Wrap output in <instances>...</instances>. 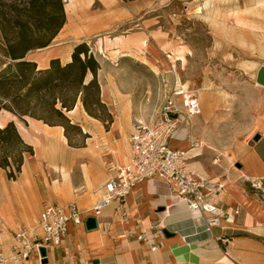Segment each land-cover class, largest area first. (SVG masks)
Segmentation results:
<instances>
[{
  "label": "crops",
  "instance_id": "0c3cea01",
  "mask_svg": "<svg viewBox=\"0 0 264 264\" xmlns=\"http://www.w3.org/2000/svg\"><path fill=\"white\" fill-rule=\"evenodd\" d=\"M105 1L112 7L107 15L110 22L115 16L126 14L119 0ZM250 2L238 14L248 19V24L240 28L232 22L224 28L227 35H232L233 43L234 35L241 29L245 43H251L252 49L257 50L254 57L243 60L242 69L249 73L257 88L264 90V0ZM67 9L70 14L66 13L65 24L51 41L62 37L75 41L65 61L70 59L73 46L95 35L104 22L103 16L91 15L87 5L77 0H69ZM210 26L217 45L223 40V26L215 17L211 18ZM50 44L36 53L29 52L27 57L39 68L48 66L51 58H60ZM3 66L2 63L0 69ZM101 96L105 104L113 107V121L105 128L101 121L84 112L96 123H89L87 129L79 124L89 137L77 151L67 144L63 127L33 118L25 117L23 121L6 110L0 111V126L12 120L22 139L33 147V155L24 157L15 180L0 173V220L5 225L15 226L19 218L21 222L32 221L44 202L63 206L75 202L88 215L100 200L99 185L106 177L105 164L109 161L123 164L128 160V139L134 124L127 107L115 105L112 86L104 90L101 84ZM77 108L78 104L74 110ZM260 121L263 125L258 129L262 137L257 142L245 143L232 165L207 169L200 161L190 162L197 174L224 184L222 190L208 199L219 208L218 224L209 225L204 216L192 214L185 201L173 196L162 180L152 177L137 183L123 202L112 200L98 216L96 229L88 231L84 224L76 226L70 222L60 244L49 250L46 263L34 253L25 260L17 257L12 250L14 236L0 233L2 264H264V112ZM184 130L182 124L177 135ZM97 141L99 144H93ZM235 163L241 167L235 168ZM253 181H258L260 187H253ZM160 207L163 210L158 211ZM122 211L127 217H123ZM35 226L26 228L31 231ZM141 230L148 232L157 246L154 250L137 238ZM93 259L98 262L93 263Z\"/></svg>",
  "mask_w": 264,
  "mask_h": 264
},
{
  "label": "rangeland",
  "instance_id": "374dc122",
  "mask_svg": "<svg viewBox=\"0 0 264 264\" xmlns=\"http://www.w3.org/2000/svg\"><path fill=\"white\" fill-rule=\"evenodd\" d=\"M12 1L0 0V9ZM62 1L65 15L69 16V0ZM77 2L87 5L91 15L103 16L102 28L83 41L100 63L97 72L100 86L104 90L112 86L115 105L126 106L133 122L155 116L163 89L160 74L164 73L171 83V65L180 81L196 93L201 113L183 121L185 130L175 136L178 140L170 141L173 148L186 150L192 156L189 162L200 161L207 169L232 165L242 146L252 141L255 133H261L258 127L263 125L260 119L264 112V90L257 88L249 73L242 69L243 60L254 57L257 50L252 49L251 43H245L241 29L234 35L233 43L232 35H227L224 28L232 22L240 28L248 24V19L238 14L242 6L251 5L250 0H119L126 14L115 16L111 22L107 15L112 7L107 1ZM213 17L223 26V40L217 45L210 26ZM74 42L70 37H62L49 47L65 62ZM7 60L0 53V65ZM106 107L113 115V107L107 104ZM84 112L78 103V108L67 115L87 129L89 123L96 121ZM69 135L75 145L72 151L86 145V139L76 130L69 129ZM0 173L4 172L0 169ZM36 219L37 216L21 222L19 218L15 226H7L0 220V233L14 236V230L35 226Z\"/></svg>",
  "mask_w": 264,
  "mask_h": 264
},
{
  "label": "trees",
  "instance_id": "16d2710c",
  "mask_svg": "<svg viewBox=\"0 0 264 264\" xmlns=\"http://www.w3.org/2000/svg\"><path fill=\"white\" fill-rule=\"evenodd\" d=\"M65 22L62 0H14L0 9V53L8 59L0 69V111L23 121L27 116L59 125L67 144L74 147L69 129L83 139L89 135L71 122L67 112L80 103L86 114L105 128L113 115L101 99L100 63L86 42L73 46L69 60L51 58L44 68L27 57L29 52L48 46ZM28 155H33V147L22 139L14 122L0 126V168L8 180L17 178Z\"/></svg>",
  "mask_w": 264,
  "mask_h": 264
},
{
  "label": "built area",
  "instance_id": "2783aa9c",
  "mask_svg": "<svg viewBox=\"0 0 264 264\" xmlns=\"http://www.w3.org/2000/svg\"><path fill=\"white\" fill-rule=\"evenodd\" d=\"M170 57V55L168 56ZM172 81L169 83L164 73L160 74L163 86L161 101L154 117L147 121L135 119L129 135L128 160L123 164L107 162L106 177L99 185L102 197L89 210L88 215L97 218L112 200H124L130 190L139 182L156 177L162 180L173 196L185 201L192 214L204 216L209 225L218 224L219 208L208 201L224 184L209 177H203L190 166L191 158L186 150L171 147L183 121L201 113V105L196 93L183 84L171 65L169 70ZM253 187H260L258 181L251 182ZM238 211L235 210V213ZM123 217H127L122 211ZM75 202L59 205L44 202L36 219V226L31 231L21 228L14 234L13 252L25 260L31 253L39 256V246H44L47 255L50 249L58 246L67 233L68 224L83 225L86 216ZM137 238L150 244V249L157 246L151 242L148 232L141 230ZM3 257L0 254V264Z\"/></svg>",
  "mask_w": 264,
  "mask_h": 264
},
{
  "label": "water",
  "instance_id": "95a60500",
  "mask_svg": "<svg viewBox=\"0 0 264 264\" xmlns=\"http://www.w3.org/2000/svg\"><path fill=\"white\" fill-rule=\"evenodd\" d=\"M261 137H262L261 133H255L253 135V137H252V141L257 142ZM234 165L237 168L241 167V165L239 163H235ZM157 210L158 211L163 210V207H160ZM84 227L88 231L96 229L98 227L97 218L95 216H93V215L86 216L85 219H84ZM164 234L169 236L166 231H164ZM39 256L41 257L42 263H46L47 262V250H46V248L44 246H39ZM92 262L93 263H97L98 260L97 259H93Z\"/></svg>",
  "mask_w": 264,
  "mask_h": 264
},
{
  "label": "bare ground",
  "instance_id": "6f19581e",
  "mask_svg": "<svg viewBox=\"0 0 264 264\" xmlns=\"http://www.w3.org/2000/svg\"><path fill=\"white\" fill-rule=\"evenodd\" d=\"M65 1H66V0H65ZM73 111H74V109H73V110H71V111H69V112H67V114H68V113H70V112H73Z\"/></svg>",
  "mask_w": 264,
  "mask_h": 264
}]
</instances>
